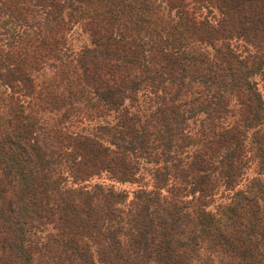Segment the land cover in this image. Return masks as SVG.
Segmentation results:
<instances>
[{
  "label": "trees",
  "instance_id": "16d2710c",
  "mask_svg": "<svg viewBox=\"0 0 264 264\" xmlns=\"http://www.w3.org/2000/svg\"><path fill=\"white\" fill-rule=\"evenodd\" d=\"M261 81L264 0H0V264H264Z\"/></svg>",
  "mask_w": 264,
  "mask_h": 264
},
{
  "label": "rangeland",
  "instance_id": "374dc122",
  "mask_svg": "<svg viewBox=\"0 0 264 264\" xmlns=\"http://www.w3.org/2000/svg\"><path fill=\"white\" fill-rule=\"evenodd\" d=\"M80 33H82L81 29L78 28L77 29V32L75 33V39H74V42L77 44V45H81L82 43H84L86 40V35H84V33H82L80 35ZM80 35V36H79ZM260 87H261V90L264 94V81H261L260 82ZM253 175V171H250L249 172V176H252ZM100 181L101 180H106L107 182H109L107 179H104V178H101L99 179ZM116 185L120 188V189H125V190H128V191H132L134 188H136V185L135 184H130V183H124V184H119V183H116Z\"/></svg>",
  "mask_w": 264,
  "mask_h": 264
}]
</instances>
